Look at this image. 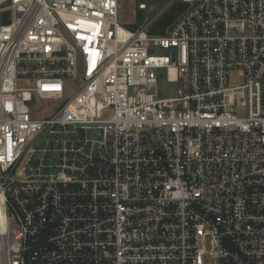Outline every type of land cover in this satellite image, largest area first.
I'll list each match as a JSON object with an SVG mask.
<instances>
[{
  "label": "built area",
  "instance_id": "obj_1",
  "mask_svg": "<svg viewBox=\"0 0 264 264\" xmlns=\"http://www.w3.org/2000/svg\"><path fill=\"white\" fill-rule=\"evenodd\" d=\"M120 1L0 0V264H264V0Z\"/></svg>",
  "mask_w": 264,
  "mask_h": 264
},
{
  "label": "rangeland",
  "instance_id": "obj_2",
  "mask_svg": "<svg viewBox=\"0 0 264 264\" xmlns=\"http://www.w3.org/2000/svg\"><path fill=\"white\" fill-rule=\"evenodd\" d=\"M170 0H121L120 8L118 13V23L120 26L127 27L135 23L137 18L141 16L143 18V24L146 21H151V25L154 24L157 20H159L164 13H166L169 8H167V4ZM140 4H144L146 6V10L139 12L137 10V6ZM6 18V16H4ZM150 25V27H151ZM141 26V25H140ZM160 88L163 90L164 94L162 96H172L174 93V86L165 85V72L160 71ZM41 107L44 108V112L42 114H37L36 118H46L48 117L52 111L53 107L48 105V103H42Z\"/></svg>",
  "mask_w": 264,
  "mask_h": 264
},
{
  "label": "trees",
  "instance_id": "obj_3",
  "mask_svg": "<svg viewBox=\"0 0 264 264\" xmlns=\"http://www.w3.org/2000/svg\"><path fill=\"white\" fill-rule=\"evenodd\" d=\"M185 10V5L179 2L173 3L169 10L162 15V17L154 22V24L149 27L147 33L149 35H164L166 30L169 29L175 21L178 19L179 15ZM140 12V11H139ZM143 23V18L139 16L134 24L127 26L129 30H136Z\"/></svg>",
  "mask_w": 264,
  "mask_h": 264
}]
</instances>
